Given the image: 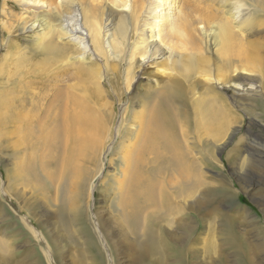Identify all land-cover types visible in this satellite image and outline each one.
I'll list each match as a JSON object with an SVG mask.
<instances>
[{
    "label": "bare ground",
    "instance_id": "6f19581e",
    "mask_svg": "<svg viewBox=\"0 0 264 264\" xmlns=\"http://www.w3.org/2000/svg\"><path fill=\"white\" fill-rule=\"evenodd\" d=\"M52 1L16 0L23 11L32 14L25 32L42 31L53 21H58L61 34L64 33L69 38L79 35L73 41L78 49L87 53L88 47H85V44L88 42H85L87 38H84L87 35L83 33V29L76 28L79 27L78 19L74 20L77 17L76 12L82 9L84 28H90L89 37L94 50L112 56L113 53L108 50V47L111 43L113 26H105L102 32L94 20L97 10L104 8L108 12H121L123 23L139 25V30L143 33V40L140 43L143 54L139 60V67L143 70L157 68L154 64L157 55L158 58L161 57L160 60L178 61L185 56L190 57L199 53L208 41L211 48L220 49L229 61L237 57L246 64L257 63L247 51L246 44L237 43L235 40L240 31L241 36L243 35V30L240 28H245V22L237 21L233 14L234 9L239 11L242 8L239 2L225 0L222 3L221 11L228 20L222 27L208 26V35L205 24L214 23V12L201 5L205 0L67 1L69 4L67 13H60L59 5L62 0H57L58 5L53 4ZM180 1L181 4H179ZM255 1L264 4V0ZM64 23H69L75 28L66 32ZM214 25L218 24L214 23ZM236 29L239 31L238 34L235 32ZM41 37L45 39L47 35L43 33ZM211 37L214 39L209 40ZM43 50L45 54L42 62L45 61V63L49 60L57 61L65 56L63 51L50 44H47ZM80 61L83 65L74 73L69 74V68H67L63 74L67 77V81L69 79L76 84L69 89L56 91L52 100L47 99V107L44 108L41 116L36 110H32L33 100L30 105L29 101L24 102L23 110L18 105L15 106L16 102H0V112L6 111L5 118L0 116V120L4 124H18L15 132L12 131L18 135L17 144L27 148L29 153H25V156L33 159L30 165L25 162L18 165V172L16 171L17 174L13 175V182L21 180L20 182L24 184H37L44 196V192L54 190V180L59 184V178L61 179L60 189L58 186L55 190L56 197L61 198L60 202H62L61 209H57L62 217H59V221L73 243L77 241L74 236L77 232L73 227L77 225L78 231L83 233V245H78L80 264H89L90 258L92 259L90 264H105V259L109 261V264H210L209 262L264 264V230L259 223L244 219L243 222L249 224L252 231L239 230L238 226L236 227L238 220L232 214L213 213L210 216L208 214L211 217L205 224L208 234L205 238H201L204 233L201 234L200 229L194 226L198 223L194 215L200 213H187L191 216L189 217L185 213H179L180 207L179 212L177 211L174 201L192 195L197 187L195 185H198L200 181L197 169L192 173L186 169L182 137L177 132L179 129L177 123L180 118L174 115L169 107L170 96L177 88L175 80H171L166 90L162 91L159 96L161 101L157 106L150 110L140 105L134 111L133 120L130 122L132 126L128 132L124 133L128 136L124 137L122 134L120 142L122 152L118 169H114L116 174H111L110 177L118 187L116 190L119 195V212L108 213L106 216L103 213L98 214V220H96L103 237L86 228L85 214L80 215L81 204H79L90 176L85 164L96 161L99 140L103 138L100 134L107 132V126L106 121L102 119L103 113L99 110L102 90L100 87L99 91L95 90L97 95L94 97V92L92 93L90 88V85L95 82L99 84V81L103 79V70L96 62L86 63L87 59L84 57ZM42 67L38 68L37 64H34L36 70H42ZM61 73H50L43 80L55 82L60 76L58 74ZM240 74L247 76L244 72ZM139 79L142 78L139 77ZM220 86L222 88L225 86L237 97L252 96L258 93L259 89L257 84L251 83L246 92L239 83L229 78ZM28 91L26 88L24 93ZM45 92L44 94L40 92L39 100L42 97L46 98ZM210 94L217 101V106L200 105L201 126L208 134L218 137L228 125L230 111L227 104L218 106V101L221 102L218 92L211 91ZM22 151L24 153L25 150L21 148ZM256 151L253 161L262 162L264 150L258 148ZM200 184L202 186V183ZM121 197H123L122 200ZM108 210L111 211L110 206ZM214 220H217L223 228L222 232H217L222 243L220 245H217L214 240L217 239L214 238L216 233ZM174 222H178L176 224L178 232L175 234L170 233L168 229ZM57 239L55 242L58 244V249L62 248L59 244H63L62 241ZM103 240L108 246H106L107 255L99 247V243ZM5 245L0 241V264H26L28 254L20 256L21 258L16 257V254H11L13 251ZM1 252L9 253V259H6L8 258L6 256V258L3 257Z\"/></svg>",
    "mask_w": 264,
    "mask_h": 264
},
{
    "label": "rangeland",
    "instance_id": "374dc122",
    "mask_svg": "<svg viewBox=\"0 0 264 264\" xmlns=\"http://www.w3.org/2000/svg\"><path fill=\"white\" fill-rule=\"evenodd\" d=\"M67 1L79 0H62L59 5L60 13L68 12ZM232 1L242 4L241 10L234 9L233 14L237 21L245 22V28H240L243 30L242 36L241 31L239 33L238 29L235 30L236 34L239 33L235 40L237 43L246 44L247 51L255 58L256 64H246L237 57L229 61L220 49L211 48L208 41L199 53L190 57L185 56L178 61L160 60L161 57L158 58L157 55V59L154 60L157 68L143 70L139 67V60L143 54L140 47L143 40L142 30H139L138 24L123 23L121 12H108L104 8H99L95 13L94 20L102 32L105 26H113L108 47L113 53L110 56L94 50L89 37L90 28H84L82 9L76 12L77 17L74 20L78 19L79 27L76 28L83 29V33L87 35L84 36L87 38L85 42H88L85 44V47H88L87 53L78 49L73 41L79 35L71 39L64 33L61 34L58 21H53L42 31L25 32L32 14L23 11L16 0H0V102H16L15 106L18 105L23 110L24 102L29 101L30 105L33 100L32 110H36L41 116L47 107V101L53 99L56 91L69 89L76 84L64 77L65 69L69 68V74L74 73L83 65L80 59L84 57L87 59L86 63L96 62L103 70L100 85L95 82L90 88L92 93L94 92V97L97 95L95 90L99 91V87L102 90L99 110L103 113L102 119L106 121L107 132L100 134L103 138L99 140L96 161L85 164L90 176L79 203L80 215L85 214L84 224L89 231L103 237L98 226V214L103 213L106 216L108 213L119 212V195L116 190L118 187L110 177L111 174H116L115 170L118 169L122 152L121 137L128 136L124 133L132 126L130 122L133 120L134 111L140 105L150 110L157 106L161 101L159 96L166 90L171 80H175L177 88L170 96L169 107L174 115L180 118L177 132L182 137L186 169L190 173L197 169L200 181L195 185L197 187L192 195L174 201L177 211L180 207L181 212H178L185 215L200 213L194 215L198 220V225L194 226L200 229L201 234L204 233L201 238L208 234L205 224L213 213L232 214L238 220L236 227L238 226L239 230L252 231L249 224L243 222L244 219L259 223L264 230V160L253 161L256 149L264 150V7L262 8L264 4L255 0H251L253 3L249 0ZM223 2L225 0L202 1L201 5L205 9H212L213 21L218 24L214 25L213 21L212 24H209L210 22L205 24L208 35V26L222 27L228 20L221 11ZM52 3L58 5L57 0H53ZM64 26L66 32L75 28L69 23H64ZM43 33L47 35L45 39L41 37ZM211 39L214 38L211 37L209 40ZM47 44L57 47L65 56L57 61L42 62L45 54L43 49ZM34 64H37L38 68L43 66L42 70H36ZM58 72L62 73L58 74L60 76L55 82L43 80L46 75ZM241 72L247 76L241 75ZM228 78L239 83L246 92L250 87L248 85L255 83L259 86L258 93L237 97L225 86L223 88L220 86ZM26 88L29 91L24 93ZM211 91L218 92L221 97L218 106L227 104L230 111L228 125L218 137L203 130L199 114L201 106H217V101L210 94ZM40 92L43 94L45 92L46 98L42 97L39 100ZM0 114L3 118L6 111ZM17 127V123L4 124L0 120V241L6 244L5 246L13 251L11 254H16V257L28 254L26 264H80L78 245H83V233L78 231L77 225L74 226L73 229L77 232L74 236L78 242L73 243L59 221L62 218L59 215L62 202L61 198L56 197L55 190L58 186L60 189L61 179L59 178V184L54 180V190L44 192V196L37 184H24L20 182L21 180L13 182L18 165L22 162L30 165L33 160L30 156H25V153H29L28 149L17 144L18 135L13 133ZM21 148L25 150L24 153L21 152ZM187 186L190 187L189 184ZM108 205L111 211L108 210ZM177 223L169 226L170 233L178 232ZM213 225L216 232L214 238L218 239L214 240L220 245L222 243L217 232H222L223 228L217 220L213 221ZM57 238L62 241L63 244L59 243L62 248L58 249L55 242ZM106 246L104 240L99 243V247L107 255ZM1 254L8 257H5L6 259L10 257L9 253ZM118 258L120 259L119 256ZM91 262L90 258L88 263ZM104 262L109 264L106 259Z\"/></svg>",
    "mask_w": 264,
    "mask_h": 264
}]
</instances>
